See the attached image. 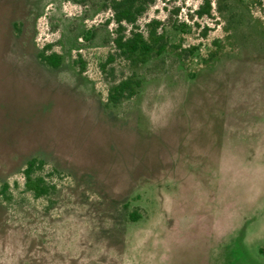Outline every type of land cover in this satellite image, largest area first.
I'll return each instance as SVG.
<instances>
[{
    "label": "rangeland",
    "instance_id": "rangeland-1",
    "mask_svg": "<svg viewBox=\"0 0 264 264\" xmlns=\"http://www.w3.org/2000/svg\"><path fill=\"white\" fill-rule=\"evenodd\" d=\"M208 1L149 6L168 46L133 67L109 0H0V187L58 169L54 200L0 199V264H264V0Z\"/></svg>",
    "mask_w": 264,
    "mask_h": 264
},
{
    "label": "trees",
    "instance_id": "trees-1",
    "mask_svg": "<svg viewBox=\"0 0 264 264\" xmlns=\"http://www.w3.org/2000/svg\"><path fill=\"white\" fill-rule=\"evenodd\" d=\"M155 2L156 0H109L107 5L108 10L111 12L109 21L111 20L116 25V33L113 38L115 53L108 55L107 63L120 56L128 61L131 66L137 67L145 64L154 56H160L166 50L168 38L164 31L158 30L159 27H162L163 21L151 19L147 23L145 32L140 31L137 25L138 19ZM204 3L206 6H210L208 0H204ZM204 12L208 13L203 6L197 10L198 15H202ZM182 26H184L183 23L170 25L173 29H179ZM37 55L41 62L52 68H58L61 64L62 58L59 53H46L45 50H41ZM140 86V79L135 78L134 75L121 79L108 89L107 103L119 104L134 97ZM45 164L46 161L37 156H32L26 160L25 166L21 170L23 182L21 184L22 189L19 192L15 191L19 187L17 181L14 182L13 187L8 181H3L0 187V199L3 200V203L11 207L22 206L23 201L26 199L25 194H29L30 198L35 200H54L53 197L58 195V187L50 177L58 169L53 168L52 173H49L46 177L42 174ZM128 216L130 219L135 220L139 215L137 212H130Z\"/></svg>",
    "mask_w": 264,
    "mask_h": 264
}]
</instances>
